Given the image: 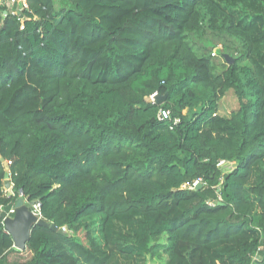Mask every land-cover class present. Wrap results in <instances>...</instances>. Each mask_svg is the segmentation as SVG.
<instances>
[{"label":"trees","instance_id":"16d2710c","mask_svg":"<svg viewBox=\"0 0 264 264\" xmlns=\"http://www.w3.org/2000/svg\"><path fill=\"white\" fill-rule=\"evenodd\" d=\"M63 1L26 0L5 17L0 6V210L38 203L65 228L35 225L18 251L0 218V264H254L264 0ZM242 3L250 16L234 11ZM207 33L223 36L233 64L216 54L217 70V46H196ZM229 89L238 107L226 117ZM161 108L178 123L159 120Z\"/></svg>","mask_w":264,"mask_h":264},{"label":"water","instance_id":"95a60500","mask_svg":"<svg viewBox=\"0 0 264 264\" xmlns=\"http://www.w3.org/2000/svg\"><path fill=\"white\" fill-rule=\"evenodd\" d=\"M220 57L224 59L228 65L234 63V59L227 54L223 53L220 55ZM164 100L165 96L157 97L155 99L156 105H161ZM7 176L8 175L6 174L4 179V185L6 189L9 188V179ZM200 186L201 185L199 184L196 185L195 189H199ZM30 205L23 200H20V202L15 205L12 216H7L6 211L0 210V218L2 220L3 230L10 235L13 242V247L18 251H23L25 249L26 243L30 238L31 229L35 225L49 227L51 230L56 231L59 234H63L62 230L57 228L55 225H50L42 218H37L31 211ZM257 263L259 264V262Z\"/></svg>","mask_w":264,"mask_h":264},{"label":"rangeland","instance_id":"374dc122","mask_svg":"<svg viewBox=\"0 0 264 264\" xmlns=\"http://www.w3.org/2000/svg\"><path fill=\"white\" fill-rule=\"evenodd\" d=\"M55 5L57 8H63L66 9L67 5L63 0H55ZM234 11L240 13L242 16L248 17L251 15V10L248 7L246 3L239 4V6L234 7ZM218 38V39H217ZM220 38V39H219ZM193 42H195L196 46H205L208 48V50H212V43L214 46V50L217 54V56H220L219 47L222 46V41H224L223 36L215 37L213 34L207 33L204 36L201 37H192ZM215 57L214 64L217 65V70H222V62L219 60L220 57ZM245 62H241L239 66L245 65ZM202 102V98L195 101L194 110H197L200 103ZM238 107V97L237 92L234 89H229L224 92V94L221 97L220 104H219V114L222 116L230 117L232 114H234ZM185 112V111H184ZM229 167H224L223 170H227ZM4 191L8 194L9 190L5 188V185L3 186ZM17 257H13V261L16 260ZM121 264H134L132 261H123ZM140 264H163L162 260L157 259H150L146 258L144 263Z\"/></svg>","mask_w":264,"mask_h":264},{"label":"built area","instance_id":"2783aa9c","mask_svg":"<svg viewBox=\"0 0 264 264\" xmlns=\"http://www.w3.org/2000/svg\"><path fill=\"white\" fill-rule=\"evenodd\" d=\"M0 6H4L6 7V10H3L1 15L3 17H5L7 15L8 12H10L11 14H19L23 9L26 8V0H0ZM211 56L215 57L216 56V52L215 50L212 51L211 53ZM157 98V95L156 93H153L151 94L149 97H148V100L151 101V102H155V99ZM157 117L159 120H162V121H166V122H171V125H176L178 123V119L177 118H171V115H170V111L167 110V109H159L158 113H157ZM170 129H171V126H170ZM10 164V162H7L6 166H8ZM231 165L232 163H229V162H226V161H219L217 163V167L219 168H224V167H229L231 168ZM228 168V169H229ZM7 177L9 179V188L8 190L11 191L12 189V183L10 182V174L7 170ZM196 185H198V181H195L193 184H192V187H195ZM8 194H12V192H8ZM30 209L31 211L34 213V215L37 217V218H42L41 217V214H40V210H39V204L38 203H32L30 205ZM7 213V216H12L13 213H14V207H12L11 209H9L8 211H6ZM62 232L65 231V228H61ZM254 261L255 263L254 264H258L257 262L258 259L256 258V256L254 257Z\"/></svg>","mask_w":264,"mask_h":264},{"label":"crops","instance_id":"0c3cea01","mask_svg":"<svg viewBox=\"0 0 264 264\" xmlns=\"http://www.w3.org/2000/svg\"><path fill=\"white\" fill-rule=\"evenodd\" d=\"M9 192H11V191H9ZM263 255H264V243H260V246H259V249H258V251H257V253H256V258L258 259V261L263 257Z\"/></svg>","mask_w":264,"mask_h":264}]
</instances>
